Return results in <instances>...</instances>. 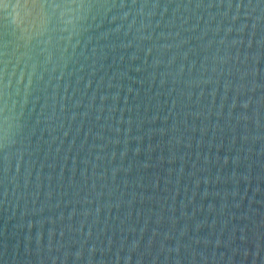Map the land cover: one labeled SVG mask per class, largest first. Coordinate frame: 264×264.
Masks as SVG:
<instances>
[{
	"label": "water",
	"instance_id": "1",
	"mask_svg": "<svg viewBox=\"0 0 264 264\" xmlns=\"http://www.w3.org/2000/svg\"><path fill=\"white\" fill-rule=\"evenodd\" d=\"M0 264H264V2L0 0Z\"/></svg>",
	"mask_w": 264,
	"mask_h": 264
},
{
	"label": "snow or ice",
	"instance_id": "2",
	"mask_svg": "<svg viewBox=\"0 0 264 264\" xmlns=\"http://www.w3.org/2000/svg\"><path fill=\"white\" fill-rule=\"evenodd\" d=\"M262 2H264V0H262Z\"/></svg>",
	"mask_w": 264,
	"mask_h": 264
}]
</instances>
